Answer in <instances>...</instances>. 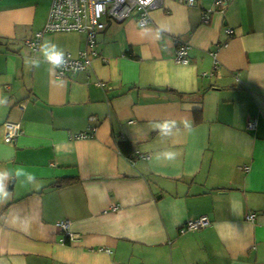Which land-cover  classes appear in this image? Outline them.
<instances>
[{"label":"crops","instance_id":"obj_1","mask_svg":"<svg viewBox=\"0 0 264 264\" xmlns=\"http://www.w3.org/2000/svg\"><path fill=\"white\" fill-rule=\"evenodd\" d=\"M219 1L162 0L144 27L111 21L91 69L60 80L27 43L52 0H0V170L36 178L11 180L0 201V264H264V0ZM45 40L73 57L87 44L79 32ZM166 119L179 131L164 139L151 124ZM7 121L23 131L10 144ZM164 150L177 159L155 160ZM65 179L77 182L52 186ZM203 216L210 226L181 233ZM64 219L75 241L56 228Z\"/></svg>","mask_w":264,"mask_h":264},{"label":"built area","instance_id":"obj_2","mask_svg":"<svg viewBox=\"0 0 264 264\" xmlns=\"http://www.w3.org/2000/svg\"><path fill=\"white\" fill-rule=\"evenodd\" d=\"M162 0H52L48 21L43 31L36 32L34 36L27 41L33 52L39 51V45L42 44L44 33H83L87 37L86 49L77 57L66 54L67 64L56 69V77L64 80L70 74L89 71L92 66L93 58L98 56L96 50V37L98 33L106 30L111 21L123 22L128 18H135L140 26H147L151 21V11L154 10ZM189 6L195 4V0H184ZM226 0H220L218 5H224ZM226 34L233 37L234 31L231 28L225 30ZM176 56L175 61L178 64L187 65L190 63L189 51L190 45L180 39L175 40ZM224 43L222 46H227ZM211 55L217 63V52ZM218 67V63L217 66ZM97 85L104 84L98 82ZM23 110L24 105H19ZM257 126L255 121L248 123V129L254 130ZM96 128H90L85 132L74 135V139L82 140L92 138ZM21 124L18 122L7 121L4 124L5 143H14L22 134ZM144 157V156H143ZM146 158V157H144ZM119 206L112 207V211H118ZM250 215L247 218L253 219ZM71 220L64 219L56 223V228L60 230L66 239L75 241L76 235L71 232ZM211 222L207 216L188 221L180 229L181 233L194 231L210 226ZM99 251L111 253V250L101 248Z\"/></svg>","mask_w":264,"mask_h":264},{"label":"clouds","instance_id":"obj_3","mask_svg":"<svg viewBox=\"0 0 264 264\" xmlns=\"http://www.w3.org/2000/svg\"><path fill=\"white\" fill-rule=\"evenodd\" d=\"M145 31H149L145 29ZM161 38V31L156 30V39ZM39 52L42 55L44 61L50 65L49 70L59 69L67 64L65 52L58 47L55 43L45 40L39 45ZM41 61L34 58H27L25 60V65L28 68H38ZM8 103L7 98H0V106H4ZM153 130H155L161 138H169L173 136L179 127L175 120H163L156 121L151 124ZM193 127V122L190 119L183 121V128L187 131H191ZM178 153L171 150H164L157 152L155 154V160L173 162L177 159ZM24 177L27 183H34L36 178L31 172L26 171L23 168L15 170V172H10L9 170H0V201L7 200L10 197L8 190L9 182L15 180L19 177Z\"/></svg>","mask_w":264,"mask_h":264},{"label":"trees","instance_id":"obj_4","mask_svg":"<svg viewBox=\"0 0 264 264\" xmlns=\"http://www.w3.org/2000/svg\"><path fill=\"white\" fill-rule=\"evenodd\" d=\"M119 148L120 151H122L125 155H127L128 157L132 158V154H131V145L128 142H121L119 143ZM129 149V150H128ZM77 182L76 179H65V180H61L57 183H54L52 186L53 187H64V186H69V185H73Z\"/></svg>","mask_w":264,"mask_h":264}]
</instances>
